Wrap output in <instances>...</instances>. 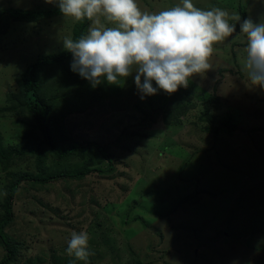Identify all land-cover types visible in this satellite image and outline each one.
<instances>
[{"label": "rangeland", "instance_id": "obj_1", "mask_svg": "<svg viewBox=\"0 0 264 264\" xmlns=\"http://www.w3.org/2000/svg\"><path fill=\"white\" fill-rule=\"evenodd\" d=\"M136 2L148 13L181 4V0ZM192 2L204 10L218 7L229 14H239L243 7L245 19L264 18V0ZM37 8L58 7L46 0H0V12H4L0 29L8 23L0 33V108L9 109L0 111V146L4 148L18 144L25 131L18 121L25 114L14 113L9 99L20 91L19 75L44 56L64 51V38H72L75 21L61 13L38 21L9 18V10ZM101 22L115 26L103 18ZM239 30L238 23L234 42L229 37L213 46L209 61L213 70L191 79L187 87L191 93L185 91L191 105L180 116V126L164 122L179 93L160 91L141 100L134 75L119 85H99L104 92L90 99L83 112L66 116L65 143L95 141L113 160L112 171H91L81 179L42 186L22 182L15 196L14 219L6 227L22 243L16 264H27L29 257L30 264H69L73 258L65 251L70 239L64 235L71 226L67 222L81 227L90 221L80 214L90 199V204L99 203L103 209L116 243H102L95 249V232L90 230L89 244L95 253L90 258L99 264H132L136 257L146 264H264V90L253 88L245 74L246 37ZM71 61L63 65L73 76ZM48 68L50 79L53 71ZM55 73L58 79L65 76L58 67ZM210 94L220 97L216 108L209 106L217 115V135L206 133L202 139L188 135V129L205 124L198 120L204 100L197 96ZM160 105L162 110H156ZM93 147L86 157L59 160L57 167L71 169L87 162L106 169L107 158ZM3 166L0 160V203L10 172L35 171L31 155L12 156ZM52 169L53 164L47 166V172ZM48 204L63 215L52 214ZM85 227L89 229L90 224ZM4 255L0 244V259Z\"/></svg>", "mask_w": 264, "mask_h": 264}, {"label": "clouds", "instance_id": "obj_2", "mask_svg": "<svg viewBox=\"0 0 264 264\" xmlns=\"http://www.w3.org/2000/svg\"><path fill=\"white\" fill-rule=\"evenodd\" d=\"M46 2L55 4L64 17L75 22L87 19L94 25L86 35L76 40L65 37L62 42L72 55L71 70L93 88L105 82L119 85L134 75L141 100L160 91L174 94L187 88L194 76L213 70L209 62L213 46L234 37L239 23V34L246 37L245 74L253 88L264 90V18L241 22L238 13L218 7L204 10L192 0L158 13L141 11L136 0ZM101 18L115 26H106ZM66 253L73 258L69 264H89L95 253L88 233L72 231Z\"/></svg>", "mask_w": 264, "mask_h": 264}, {"label": "trees", "instance_id": "obj_3", "mask_svg": "<svg viewBox=\"0 0 264 264\" xmlns=\"http://www.w3.org/2000/svg\"><path fill=\"white\" fill-rule=\"evenodd\" d=\"M3 13L4 12H0V17ZM8 14L9 18L13 17L15 19L38 21L40 19L60 14V12L58 8H37L32 10H9ZM246 14V10L243 7H240L239 15L241 16V20L246 18ZM90 23L91 21H88L87 19L81 22H75L72 30V39L76 40L82 35H85ZM7 24L8 23L1 27L0 33L3 27L8 28ZM71 59V53L64 50L54 55H46L37 62L32 63L18 77L20 86L19 93L9 96L10 101L13 102L11 104L13 107L11 110L14 113H16L17 110H20L19 112L25 114H22L24 115V119L18 120L25 127V131L20 136L18 144L5 148L0 146V160L4 165L3 167L6 168V165L12 156L23 158L31 155L34 157L35 171H18L9 173L10 180L5 185L3 201L0 203V207L3 209V213L0 214V244L5 250V255L0 259V264L19 263L22 243L15 239L13 235L8 234L6 227L9 226L14 219L15 214L13 206L15 203V196L21 189L19 186L22 182L42 186L47 183L59 182L61 180L81 179L91 171L105 173L112 171L113 160L110 159L107 153L103 152L101 147L95 141L76 140L65 143L67 139H64L63 136L69 135V132L66 130L67 127L64 125L66 116L83 112L90 99L94 97L96 98L99 95V92H104L103 90H100L102 86L101 88H99V86L96 88H89L90 84L87 80L82 79L77 73L71 71L74 73L73 77L69 72L68 67L63 65V63ZM42 66L43 68L39 71V68ZM46 67H50L51 72L53 71V76L50 77V79H47V71L49 68L46 69ZM57 67L65 72V76H62L60 79L55 77ZM68 75L73 77V79H68L70 78ZM47 81H49V83H47ZM185 91L191 93V90L187 88H180L176 92V95L178 93L180 95L179 101H177L169 110L167 109L168 114L164 118L165 124L172 123V125L179 126L183 124L180 116H184L186 114V108H188V105H191L190 98ZM197 98L204 100L203 108L198 114V120L205 124L203 126H198L195 129L190 128L186 133L188 135L192 134L199 139H202L204 134L209 133L215 138L219 125L215 124V118L217 115L211 113L209 106L212 105L216 108L220 97L216 94H210L207 98H200L199 96H197ZM159 109L162 110L161 105L156 107V110L159 111ZM3 110L5 111L9 109L0 108V111ZM227 123L229 122L226 121L225 124ZM66 138H68V136ZM92 147L97 149L98 152L102 151L101 156L107 158L108 167L106 169H103L99 164L90 167L87 162L71 169H59L57 167L59 160L77 155H82L83 157L85 155L87 156L88 152L93 150ZM211 147H213V145H211ZM206 148L208 149L210 147L206 146L205 149ZM51 164H53V169L47 172V166ZM65 192L68 191L65 189ZM92 200L93 199H90V201ZM87 201L88 202H85L83 205L87 209L85 211L83 209L80 210V214L82 218L90 217V221H84V225L81 227H77L73 225L72 222L68 221L67 223L71 226L67 231L70 232L65 233V238L70 239L72 231L80 232L85 229L86 231L88 230L87 233L89 237L90 230L91 232H95L96 241L93 240L92 243L95 245V249H97L102 243L106 244L107 242L116 246L112 228L109 227L107 220L103 217V212H101L103 209L100 204L94 201L95 204H90L91 202L89 200ZM92 205H95L98 209L88 210V207H91ZM48 209L54 215H63L62 211L59 210L62 215L58 214L60 212L49 204ZM102 218H104V224H102ZM86 223L90 224L89 229L85 227ZM66 239H64V241ZM60 241H62V239H60ZM130 252L134 255L131 250ZM50 254L51 256H55L54 252ZM30 262L31 258L29 257L26 263L30 264ZM97 262L98 261L89 258V264H99ZM76 263L83 264V262L80 261H77ZM132 264L146 263H143L136 257Z\"/></svg>", "mask_w": 264, "mask_h": 264}]
</instances>
